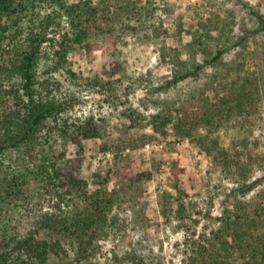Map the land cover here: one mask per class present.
Here are the masks:
<instances>
[{"label": "trees", "instance_id": "1", "mask_svg": "<svg viewBox=\"0 0 264 264\" xmlns=\"http://www.w3.org/2000/svg\"><path fill=\"white\" fill-rule=\"evenodd\" d=\"M144 2L0 0V264H98L100 240L127 232L126 222L114 211L119 202L110 187L113 161L93 165L87 162L85 148L96 141L98 152L113 149L115 159L120 158L121 142L132 144L123 138L127 128L139 124L144 115L123 109L120 114L129 123L121 134L111 129L108 117L76 115L83 88H112L109 79L73 70L70 54L78 48L93 52L90 38L101 19H150L154 9ZM248 9L264 32V15L251 5ZM204 27L200 22L199 28ZM221 43L207 29L192 34L188 45L206 57L211 73L200 91L167 103V109L152 115L150 122L162 136L172 124L175 134L190 137L232 186L226 188L217 224L209 231L199 230L203 211L180 186L184 169L173 160L170 175L176 195L164 192L160 211L168 225L184 233L183 264H264V187L255 189L249 180L257 145L250 126L264 110V73L245 69L243 60L221 65L226 50ZM160 58L171 60L172 83L196 78L201 67L186 64L177 48L165 44ZM221 132L228 136L226 145L220 142ZM66 142L78 147L74 159L59 151ZM151 174L145 170L137 177ZM33 183L38 186L35 204L48 203L47 210L32 206ZM12 206L29 207L33 213L23 231L11 223ZM141 247L113 251L105 264H163Z\"/></svg>", "mask_w": 264, "mask_h": 264}, {"label": "rangeland", "instance_id": "2", "mask_svg": "<svg viewBox=\"0 0 264 264\" xmlns=\"http://www.w3.org/2000/svg\"><path fill=\"white\" fill-rule=\"evenodd\" d=\"M144 5L154 9L150 19L141 22L126 16L101 19L100 28L90 38L95 48L93 52L88 54L78 48L70 54L73 70L104 81L109 79L108 88H112L110 91L107 86L98 90L100 85L83 88L81 103L74 109L76 115L108 117L111 129L119 134L129 123L120 114L123 109L144 115L139 124L127 128L123 138L132 144L121 142L120 158L115 159L113 149L108 150V156L107 152H98L96 141L87 142L85 148L87 162L93 165L96 161H113L110 187L115 188L119 202L114 211L126 222L127 229L125 234L111 233L100 240L98 264H105L113 251L129 250L132 246H143V250L153 253L163 264H183L184 233L168 225L160 211L162 194L168 191L176 195L170 175L173 160L184 169L179 174L180 186L188 197L199 201L203 211L197 229L209 231L217 224L226 188L232 183L222 178L210 158L199 151L190 137L175 134L172 124L166 128L167 135L162 136L150 122L152 115L167 109V103L178 101L192 90L200 91L211 73V64L204 61L206 57L188 45L192 34L198 29L205 33L207 29L212 39L222 42L226 50L221 65L243 60L245 69L264 73V32L258 29L259 24L248 9L251 5L264 15V0H145ZM200 22L205 23L202 29ZM163 44L177 48L186 64L201 66L197 77L170 82L174 68L169 58L166 61L160 58ZM181 66L180 62L177 67ZM116 78L119 81H114ZM250 127L251 138L257 145L249 180L254 182L255 189H260L264 187V110ZM143 135L146 137L142 141ZM227 138L221 132V144L226 145ZM146 144H150L149 148ZM77 148L74 143L66 142L59 151H65L66 159H74ZM145 170H151V176L138 180L137 174ZM83 173L89 179L88 166L83 167ZM30 187L34 195L32 206L47 210L50 204H35L38 186L33 183ZM89 188L93 186L90 184ZM197 193L200 194L197 196ZM12 208L11 223L23 231L30 225L33 213L29 207Z\"/></svg>", "mask_w": 264, "mask_h": 264}, {"label": "built area", "instance_id": "3", "mask_svg": "<svg viewBox=\"0 0 264 264\" xmlns=\"http://www.w3.org/2000/svg\"><path fill=\"white\" fill-rule=\"evenodd\" d=\"M145 146H146V148H149L150 144H146ZM109 154H110L109 152L106 153L107 156H108Z\"/></svg>", "mask_w": 264, "mask_h": 264}]
</instances>
